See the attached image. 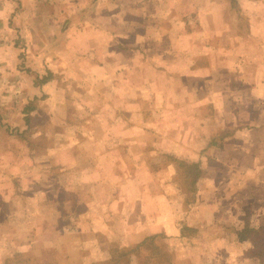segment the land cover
Listing matches in <instances>:
<instances>
[{
	"label": "crops",
	"instance_id": "1",
	"mask_svg": "<svg viewBox=\"0 0 264 264\" xmlns=\"http://www.w3.org/2000/svg\"><path fill=\"white\" fill-rule=\"evenodd\" d=\"M21 1L25 12L20 16L30 21V25H20L19 32L25 45L16 43L15 27L5 22L12 15L14 0H0V30L6 28L5 32L0 31V119L7 124L14 121L17 110L23 111L14 104L17 100L27 96L36 98L43 92L51 106L66 98L56 81L58 76L75 85H80L83 77L89 78L91 83H113L118 66L110 57L113 36L121 39L126 35L136 38L151 35L153 42L159 44L157 27L148 22L142 29L137 27V0H83L88 6L87 12L81 11V0ZM153 1L144 0L143 3ZM243 1L248 3V0ZM232 2L229 0L230 9H235L236 13H221L215 8L199 13L201 27L195 32L188 34L177 25L182 31L177 34L181 33L182 37L187 34L190 39L202 36L198 41L196 37L188 48L179 49L172 44L152 52L155 59L158 56L161 59L158 65L168 62L163 68H152L154 78L165 75L170 80L176 74L175 68L185 63V68L176 77L183 81L188 79L187 76L195 79V90L183 92L182 89V95H177L179 99L185 97L188 100L185 105L188 110L179 113L181 120L170 124L174 131L178 130L176 138L164 137L156 144L155 151L158 152L154 154L198 163L201 174L195 182L194 201L187 207L184 203L173 206L159 183H149V188L145 185L134 194L126 188L111 186L97 191L94 187V191L87 188L76 193L78 201L84 202L86 215L88 213V221L81 216L76 225L81 231L72 230L69 239L47 238L42 234L48 223L41 213L45 207L40 200L50 192L42 186V179L34 175V179L38 178L36 184L32 177L22 176L18 166L13 167L20 162L25 165V161L18 163L17 159L30 160L31 157L24 156L22 141L16 143L7 138L0 141V264H28L26 261L32 258V249L38 250L36 264L47 259L55 264H104L111 258L110 247H106L100 234L107 235L111 246L125 249H131L151 236H154L151 243L156 247L160 243L157 239L163 237V242L171 248L170 264H264L252 254L256 247L251 235L239 238V231L245 226L259 234L264 229V4L254 15L239 13ZM132 4L133 12L123 13L124 5ZM243 14L246 16L245 28L244 23H240ZM144 16L147 21L154 20L148 13ZM166 17L175 22L173 17ZM59 20L65 21L64 29L60 28ZM173 27L174 24L170 30ZM159 29L160 33L168 34V28ZM227 35L236 38L230 48L224 47ZM84 38L86 48L77 43ZM223 48L226 54L220 52ZM86 49L92 51L90 61L84 55ZM196 50L200 53L193 55ZM22 51L26 54V70L20 71L16 54ZM101 53H104L102 58ZM243 67L249 69L250 75H240L236 86L222 83V70L241 72ZM45 70L54 77L55 86L43 75L41 81L38 79L37 73L42 74ZM201 73H204L203 77ZM169 114L164 111L163 119L166 120ZM101 142L104 146L107 143ZM102 154L100 158L105 159V153ZM163 164L164 161L160 167L165 169ZM172 171L175 174V169ZM37 174L41 175L39 170ZM89 177L88 174L86 178ZM98 179L101 184H110V179L107 182L103 174ZM26 181L28 185H24ZM118 182L117 176L114 186ZM35 191L34 199L38 205L36 213L31 214L29 199ZM57 192L61 194L62 191ZM91 194L93 199L96 194L108 196V199L102 201L100 208L99 205L95 207L99 204L96 200L91 204L84 201L90 199ZM115 199H120L119 206L122 205L118 209H112L114 204L110 205ZM21 202H25L26 207ZM92 212H97L98 216L95 218ZM185 227L195 229L196 235L186 237ZM59 241H66L60 246H66L68 242L67 248L59 249L60 255L45 254L49 250L47 247ZM47 243L51 245L47 246ZM136 250L121 256V264H139L140 255Z\"/></svg>",
	"mask_w": 264,
	"mask_h": 264
},
{
	"label": "rangeland",
	"instance_id": "2",
	"mask_svg": "<svg viewBox=\"0 0 264 264\" xmlns=\"http://www.w3.org/2000/svg\"><path fill=\"white\" fill-rule=\"evenodd\" d=\"M137 1L138 15L135 17L137 27L142 29L146 22L157 27L156 39L159 44L153 42L155 40L151 38V35L137 38L132 35H126L121 39L113 36L110 44V57L118 65L116 66V78L113 83L111 82L109 85L96 84L91 83L89 78L83 77L80 85H75L58 76L56 81L60 84L59 87L62 88V93H65L66 98L56 101L54 104L51 103L52 105L50 106L47 99L48 96L43 92L37 94L36 98L32 96L29 99L27 96L25 99L15 101L14 104L23 108V111H16L12 123L7 124V122H1L0 119V141L2 142V140L7 138L16 143L17 140L22 141L24 143L22 151L26 152L24 156L29 155L31 157L30 160L25 158L17 159L19 160L18 163L21 160L25 161V165L20 162V164L16 163L13 167L18 166L22 176L33 178L36 175L39 179H42V186L47 187L50 192L48 193L50 195L42 197L40 200V203L45 207L42 208L43 212L41 213L48 223L42 234L47 238L67 237L69 239L72 230L75 232L81 231L76 225L80 221L81 216L88 221L86 218L88 213L86 215L84 202L78 201L76 193L87 188L92 189L94 187L95 191H97L98 189L111 186L115 189L126 188L134 194L136 191L142 190L145 185L149 188L147 186L149 183H159L160 189L168 193V200L174 203L173 206H179V203L183 205L184 203L187 207L194 201L195 193L192 194L189 191V185L183 180L181 169L176 166V163H172L167 155L160 157V155L154 156V154L158 152L155 151L156 144L164 140V137L176 138L175 135L178 130L174 131L173 126H170V124L181 120L179 113L183 114L186 109L185 105L188 102L185 97L182 100L177 95H182L183 92H188L191 89L195 90V79L187 76L188 79L183 81L181 77H176L185 68V63H180L182 65H178V68H175L176 74L170 80L165 75H159L154 78L151 74L152 68H163V65L168 62L158 65L161 59L159 56L155 59L152 52L172 44L179 49H185V47L188 48V45H192L197 36L190 39L188 34L189 32H195L199 26L201 27L198 20L199 13L210 12L211 8L220 9L221 13L229 11L236 13L237 11L230 9L229 0L226 3L219 0H208V2L203 0H154L149 4L143 3L144 0ZM232 1V6L234 8L238 7L239 13L248 12L254 15L260 12V7L264 4L261 0H257V2L248 0L247 4L243 0ZM14 2L12 15L5 22L10 27H15L14 38L16 43L25 45L24 38L19 32L21 30L20 25H30V23L28 24L30 21L20 16L21 12H25L22 1L14 0ZM81 2L80 7L83 9L81 11L87 12L88 6L83 4V0ZM133 8V4L124 5L123 13L133 12ZM202 9H204L203 12ZM140 11H142V14H140ZM146 13L151 15L149 17H154V20L147 21V17L144 16ZM167 15L173 17L175 22L168 21ZM245 19L246 16L243 14L240 23H244V28ZM176 21L179 22L176 23ZM53 22L49 21L46 23L51 24ZM32 23L35 24V22ZM58 24L60 28H65L64 20H59ZM172 24H174V27L170 30ZM177 25L182 30H186L188 34L184 37L179 35L181 33L177 34V32H182L177 29ZM160 27L164 30L168 28V34L160 33ZM32 29L34 28L32 27ZM2 30L5 32L6 28H1L0 31ZM4 35L6 34L4 33ZM201 38L202 36H198L197 41ZM233 39L236 38L227 35L224 47L230 48ZM85 41L86 39L84 38L83 41H77V43L81 46L85 45L86 48L87 44ZM224 51V48L220 50V52L226 54ZM91 53L92 51L84 53L88 57V61L92 58ZM197 53L200 52L196 50L193 55H197ZM243 54L245 55V53ZM25 55L24 51L16 54L18 58L17 69L20 71L26 70L24 67ZM103 55L104 53H101L100 58ZM189 63L190 61L187 62L188 66L190 65ZM246 68H241V72H230L228 71L229 69L222 70L220 72V75L222 73V77L220 76L222 83L236 86V81L241 77L240 75H250L249 69ZM197 71L196 73H199ZM42 75L46 77L45 79L50 78L52 80L50 81L51 85L56 84L54 77H51L52 75L49 71L45 70L42 74L37 73L39 80ZM203 76L204 73H201V77ZM18 101L20 104L17 103ZM164 111L170 113L166 116V120L163 119L162 115ZM102 140L107 142L105 146L102 144ZM31 151L34 152L32 153ZM102 153H105V159L100 158ZM20 156L23 155L20 154ZM160 160L164 161L163 166L165 169L160 167L162 162L157 164ZM166 163H169L167 167ZM174 169L175 174H172ZM38 170L40 171V176L37 174ZM88 174L90 175L89 179L86 178ZM102 174L105 179L107 178V182L110 179V184L109 182L107 184L100 183L98 178ZM117 176L119 177V182L114 186ZM37 179L33 178L32 180L37 184ZM129 181L130 183L127 184ZM28 184L29 182H24V185ZM58 190L62 191L61 194L56 193ZM92 191L94 190L92 189ZM35 193L37 192L35 191L33 197L29 199L31 214L36 213L38 205L36 203L37 200L34 199V195H37ZM98 195L96 194V198L93 199L91 194V198L84 201L86 203L90 201L91 204L93 200H96L99 204L95 205V207L99 205L98 207L100 208L102 201L108 199V196L102 197ZM118 200L120 199L112 200L110 203V205L114 204L112 209H118L122 206H119L120 202ZM21 203L26 207L25 202ZM92 214L95 215V218L98 216L97 212H92ZM114 214L118 216V213ZM108 216L107 218L109 219ZM26 217L29 218V215ZM19 218L21 219L22 216L19 215ZM43 218H40V220ZM214 230L216 231V229ZM247 230L249 232L250 228L247 227ZM183 233L186 237L196 235L195 229L188 227L184 228ZM106 236V234H100V239L105 241L106 247H110V252L116 253L114 249L118 251L125 248L115 245L111 246L112 242ZM157 240L160 243L156 244V247H152L160 251L158 254H155L154 248L151 250L150 241H146L144 245L137 248L136 252L140 255L139 264H170L172 258L171 248L163 242V237ZM155 241H153V244ZM65 242L59 241L51 247H47L51 245L47 243L46 247L49 250L44 253L47 255H60L59 249L67 248V243L71 241L69 240L66 246H60ZM31 257L29 261L26 259V262L28 264H36L34 261L39 257L38 250L32 249ZM107 262L104 264H121L120 259ZM41 264H55V262L47 259Z\"/></svg>",
	"mask_w": 264,
	"mask_h": 264
},
{
	"label": "trees",
	"instance_id": "3",
	"mask_svg": "<svg viewBox=\"0 0 264 264\" xmlns=\"http://www.w3.org/2000/svg\"><path fill=\"white\" fill-rule=\"evenodd\" d=\"M171 161L176 163V166L181 169V174H182V178L183 180H185L187 182V185H189V191L192 192V194L195 193L196 191V187H195V182L197 180V178L200 176L201 171L200 168L198 166V163L195 162H186L184 160L181 159H176L172 156H169ZM193 199V197H192ZM251 231H253L251 233ZM247 227H243L240 231H239V238H244L247 234L248 236L251 235L252 239L254 240V244L256 249L254 250V252L252 254L256 255L259 258L260 262H264V229L262 231L261 234H258V232L255 231V229L250 228V231L248 232ZM251 233V234H250ZM154 239V236L148 237L146 238L142 243L133 246V248L131 249H122V250H118L114 249L116 251L115 252H110L111 253V258L108 261H118L119 259L121 260V256H125L128 253H132L135 249L141 247L142 245H144V243L146 241H150L149 243L151 244V250L153 245L151 243V241ZM154 252L155 254H158V252L160 253L159 250H156L154 248ZM108 263V262H107Z\"/></svg>",
	"mask_w": 264,
	"mask_h": 264
}]
</instances>
